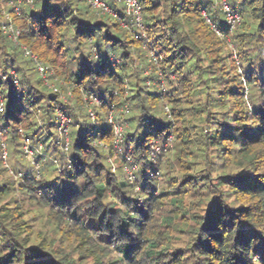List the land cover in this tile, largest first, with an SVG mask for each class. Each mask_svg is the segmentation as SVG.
Returning a JSON list of instances; mask_svg holds the SVG:
<instances>
[{
    "label": "trees",
    "instance_id": "16d2710c",
    "mask_svg": "<svg viewBox=\"0 0 264 264\" xmlns=\"http://www.w3.org/2000/svg\"><path fill=\"white\" fill-rule=\"evenodd\" d=\"M100 1L0 0V264H264V0Z\"/></svg>",
    "mask_w": 264,
    "mask_h": 264
},
{
    "label": "built area",
    "instance_id": "2783aa9c",
    "mask_svg": "<svg viewBox=\"0 0 264 264\" xmlns=\"http://www.w3.org/2000/svg\"><path fill=\"white\" fill-rule=\"evenodd\" d=\"M27 2H30V0H26ZM88 4L92 8V10L98 12L99 14H113L110 9L107 7V5L100 1V0H87ZM20 3V0H18ZM216 2L219 4L220 10L223 13L226 21V26L228 29V32H232L235 27L239 24L240 18L239 15L233 11H231L227 0H216ZM15 12H19V8L15 7ZM125 15L126 17L129 18V22L131 27H133L136 30L135 36L136 38H141L142 35V18H141V9L138 3V0H126L125 1ZM7 20L8 16H5ZM209 22V20H208ZM3 31L9 36V38L17 43V32H15L14 28L10 23L6 24L3 26ZM24 56L32 60L36 72L39 75L40 79L43 81V83L46 85L49 84L48 82V73L46 67L43 65L42 62H40L37 57L27 48L22 47ZM12 75V82L15 88L19 87L18 79L16 77V74L14 72H11ZM51 87V86H49ZM98 105V100L94 98L93 96H90L89 98V109L88 113L90 116V119L93 121L95 119V113L93 111V107ZM4 112V105H3V100L0 97V114ZM129 112L127 107L123 108V114L127 115ZM58 118H59V127H58V133L60 135V144L62 146V150L64 152L68 151V127L71 122L70 118L64 114L63 112H58L57 113ZM118 115H116L113 111H110L108 113V116L106 117L105 124L110 127V129L113 132V138H114V147L118 152L121 151L119 145L121 144L123 140V125L124 123L119 122ZM2 130L0 128V139L2 140ZM27 142V141H26ZM2 148L4 150L5 146L2 144ZM156 152H160V147H155ZM24 153L26 154L27 157H30V155L33 154L30 146L28 143H26L24 147ZM2 158L5 160L6 159V152L5 150L2 153ZM32 158V157H31ZM126 161L130 162V159L127 157ZM55 162V161H54ZM137 166L132 164L131 162L129 163L128 167H125V172L127 173V180L132 182L133 179L135 178V173L137 171ZM134 173V174H133Z\"/></svg>",
    "mask_w": 264,
    "mask_h": 264
},
{
    "label": "rangeland",
    "instance_id": "374dc122",
    "mask_svg": "<svg viewBox=\"0 0 264 264\" xmlns=\"http://www.w3.org/2000/svg\"><path fill=\"white\" fill-rule=\"evenodd\" d=\"M47 85V84H46ZM47 86H50L49 84L47 85ZM63 100L65 101L66 100V98L63 96ZM98 105H99V102H98ZM97 105V106H98ZM118 115V114H117ZM117 118H118V121L119 122H123V119H125V117L124 116H117ZM89 121L90 122H92V120H90L89 119ZM123 127H126V125H123ZM102 130V127H100V131ZM4 138V137H3ZM121 149V151L118 153V154H122V148H120ZM41 150V149H40ZM33 156V154L32 155H30V157H28V158H31ZM125 156V155H124ZM130 162L132 163V160H130ZM129 161H125L124 163H123V174H124V176H125V178L127 179L128 178V176H127V173L125 172V167L127 166L128 167V165H129V163H130ZM133 164V163H132ZM119 165H122V161H121V156H119V157H115L114 159H111V160H109V167H110V169H111V171L113 172V173H116L117 172V168H118V166ZM51 170V169H50ZM149 171V176H150V178L151 177H157V178H161V174H160V172H158V173H151V171L150 170H148ZM137 172V171H136ZM118 173V172H117ZM135 173V172H134ZM133 173V174H134ZM123 176V175H122ZM130 184H133L134 182H135V180L133 179V181L132 182H130V181H128ZM136 191V190H135Z\"/></svg>",
    "mask_w": 264,
    "mask_h": 264
}]
</instances>
